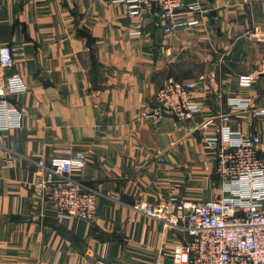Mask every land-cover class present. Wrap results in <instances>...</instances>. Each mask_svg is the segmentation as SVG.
<instances>
[{
	"label": "crops",
	"instance_id": "1",
	"mask_svg": "<svg viewBox=\"0 0 264 264\" xmlns=\"http://www.w3.org/2000/svg\"><path fill=\"white\" fill-rule=\"evenodd\" d=\"M204 28L165 35L155 16L144 33L113 0H0V47L27 82L11 95L20 128L0 131V264H164L185 233L137 204L213 198L218 182L203 128L231 112L232 126L264 139V9L260 0H205ZM254 75L238 89L240 75ZM171 80L194 81L203 103L191 121L143 116ZM252 97L249 111L231 96ZM65 151L85 153L76 178L98 192L95 220L63 219L34 189ZM12 160L7 165V160Z\"/></svg>",
	"mask_w": 264,
	"mask_h": 264
},
{
	"label": "built area",
	"instance_id": "2",
	"mask_svg": "<svg viewBox=\"0 0 264 264\" xmlns=\"http://www.w3.org/2000/svg\"><path fill=\"white\" fill-rule=\"evenodd\" d=\"M125 6L136 21L129 33L142 35L144 21L155 16L165 35L179 28H204L209 8L205 0H113ZM264 9V0H260ZM11 45L0 47V131L20 128L24 122L21 108L11 101V95L28 91L24 77L14 69ZM254 75H240L238 89L251 88ZM233 110L249 111L252 97L237 92L229 99ZM203 103L194 81L171 80L158 89L154 103L143 116L161 122L172 116L179 121H191L201 114ZM264 115V109L256 111ZM231 112L213 114L202 124L216 127L206 137L212 149L214 164L206 170L219 193L198 201L172 198L169 206L144 203L135 208L148 215L161 217L171 227L182 230L186 237L177 244L164 264H264V139L258 134H245L232 126ZM87 162L85 153L65 151L46 163L38 162L44 175L34 182V189L51 202L60 218L92 222L97 215L98 192L76 178V172ZM12 160H7L11 165Z\"/></svg>",
	"mask_w": 264,
	"mask_h": 264
}]
</instances>
